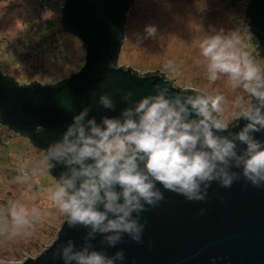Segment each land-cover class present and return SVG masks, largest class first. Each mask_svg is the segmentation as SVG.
<instances>
[{
	"label": "clouds",
	"instance_id": "clouds-1",
	"mask_svg": "<svg viewBox=\"0 0 264 264\" xmlns=\"http://www.w3.org/2000/svg\"><path fill=\"white\" fill-rule=\"evenodd\" d=\"M155 32L154 26L146 28L149 36ZM198 57L209 84L226 78L234 92L240 90L232 106L233 118L245 121L239 130L231 131V120L224 119L226 98L216 88L170 95L168 87L153 84L155 94L138 100H130L131 90L123 91L126 106L116 116L97 121L84 107L48 147L42 166L21 167L15 182L31 190L32 171L45 174L54 163L65 166L47 189L48 198L69 229H86L78 247L72 239L59 244L53 264L57 258L62 264H124L122 249L108 255L92 241L99 235L101 244L114 248L126 235L141 243L140 214L164 199L161 187L187 201H204L212 182L229 188L241 177L264 188V138L255 135L264 132V68L232 31L204 34ZM97 103L109 111L116 107L107 93ZM5 213L9 238L44 215L17 200L7 203Z\"/></svg>",
	"mask_w": 264,
	"mask_h": 264
},
{
	"label": "water",
	"instance_id": "water-1",
	"mask_svg": "<svg viewBox=\"0 0 264 264\" xmlns=\"http://www.w3.org/2000/svg\"><path fill=\"white\" fill-rule=\"evenodd\" d=\"M133 0H64L60 22L66 31L81 40L85 49L80 69L55 85L17 84L0 70V124L27 138L47 152L71 123V117L84 107L99 121L101 115L116 116L126 106L123 91L131 90L130 100L155 94L153 84L168 87L169 94L194 95L175 86L159 73L139 75L131 68L114 66L120 48V23ZM249 28L264 55V0H250ZM125 32V22H124ZM115 89H121L116 93ZM107 93L115 103L109 111L97 103ZM245 121L236 120L231 131ZM223 134H227L226 132ZM264 138V132L256 133ZM52 176L63 175L65 166L53 164ZM236 171H239L236 169ZM159 187V185H158ZM164 199L140 214L144 223L142 242L126 235L114 248L92 241L97 250L111 255L122 249L124 264H264V188H256L242 177L231 187L212 182L204 201H187L182 195L161 187ZM203 210V211H201ZM86 229H69L66 219L54 240L35 257L21 262L0 260V264H53L50 259L60 243L72 239L78 247ZM54 264H62L57 258Z\"/></svg>",
	"mask_w": 264,
	"mask_h": 264
},
{
	"label": "rangeland",
	"instance_id": "rangeland-1",
	"mask_svg": "<svg viewBox=\"0 0 264 264\" xmlns=\"http://www.w3.org/2000/svg\"><path fill=\"white\" fill-rule=\"evenodd\" d=\"M48 1L56 7L60 0H0V70L17 84H56L76 73L84 63L83 43L61 30V13L57 9L48 11ZM249 1L133 0L125 15L116 65L131 68L139 75H166L184 90L196 88L207 92L216 88L226 98L224 119L233 121L232 106L240 90L234 92L226 78L209 84L202 65L197 63L198 41L204 34L232 31L244 50L264 68V56L257 55L251 41L255 37L245 10ZM41 19L51 26L43 31L42 38H55V42L39 47L40 31L35 26ZM148 26L155 27L154 35L146 33ZM44 155L27 138L0 124V260L15 263L35 257L54 240L65 219L48 198L47 189L56 182L49 169L45 174L31 172V190L15 182L21 167L33 170L42 166ZM10 200L36 206L44 213L30 229L14 238H9L5 230V206Z\"/></svg>",
	"mask_w": 264,
	"mask_h": 264
},
{
	"label": "trees",
	"instance_id": "trees-1",
	"mask_svg": "<svg viewBox=\"0 0 264 264\" xmlns=\"http://www.w3.org/2000/svg\"><path fill=\"white\" fill-rule=\"evenodd\" d=\"M48 2H52V1H48ZM60 3H63L64 2V0H60L59 1ZM131 2L132 1H130V4H129V6L131 5ZM46 4H47V2H45ZM249 3H250V1H249ZM59 3H57V5H58ZM129 6H128V9H129ZM248 7H249V4H248V6H247V9H248ZM128 9L123 13V15H122V20H121V23H120V38H119V42H118V47L120 48L121 47V44H122V40H123V36H124V22H125V15H126V13H127V11H128ZM246 9V10H247ZM61 13V12H60ZM247 15H248V12H247ZM248 17H249V15H248ZM249 21H250V18H249ZM45 22H47V28L45 29V30H48V28H50L51 26L49 25V22L48 21H45ZM58 24L59 25H61V30H65V28L62 26V24H61V22H60V19L58 20ZM251 32V31H250ZM40 37H41V41H40V43H39V47L41 46V45H44V43H47V45H48V43H54L55 42V38H51L50 39V41H49V37L47 38V39H44V38H42L43 37V34H40L39 35ZM47 41V42H46ZM251 41H253L254 43H255V50H256V53H257V55H260L261 57H263L264 55L263 54H261L260 53V50H259V48H258V40L256 39V38H252V40ZM58 59H60V57L58 56L57 57ZM116 62H117V59H116V61H114L113 62V65L114 66H117L116 65ZM135 72V71H134ZM65 80V79H64ZM63 81V80H62ZM61 82V81H60ZM35 83H37V82H32L31 84H35ZM59 83V82H58ZM58 83H56V84H58ZM30 85V84H29ZM52 85H55V84H52ZM186 90H188V91H192L193 89H186ZM236 120L237 119H235V120H233V121H231V124H233L234 122H236ZM7 127V126H6ZM16 132V131H15ZM32 144V143H31ZM51 173V172H50ZM52 175V174H51Z\"/></svg>",
	"mask_w": 264,
	"mask_h": 264
},
{
	"label": "built area",
	"instance_id": "built-area-1",
	"mask_svg": "<svg viewBox=\"0 0 264 264\" xmlns=\"http://www.w3.org/2000/svg\"><path fill=\"white\" fill-rule=\"evenodd\" d=\"M53 2H47V4L45 5V8H48V11H54L55 9H57L59 12H61V9H62V6H63V3H60L58 5L53 6L52 5ZM46 20L45 19H41L37 25L35 26V28L37 27V32H39V34H43V31H45V29L47 28V22H45ZM43 46V45H42Z\"/></svg>",
	"mask_w": 264,
	"mask_h": 264
},
{
	"label": "flooded vegetation",
	"instance_id": "flooded-vegetation-1",
	"mask_svg": "<svg viewBox=\"0 0 264 264\" xmlns=\"http://www.w3.org/2000/svg\"><path fill=\"white\" fill-rule=\"evenodd\" d=\"M33 145V144H32Z\"/></svg>",
	"mask_w": 264,
	"mask_h": 264
}]
</instances>
